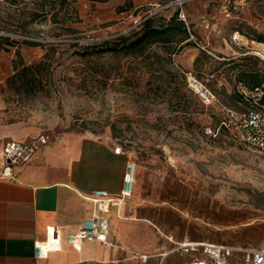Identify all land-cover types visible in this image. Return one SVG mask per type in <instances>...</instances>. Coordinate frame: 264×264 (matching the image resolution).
Wrapping results in <instances>:
<instances>
[{"label":"rangeland","instance_id":"374dc122","mask_svg":"<svg viewBox=\"0 0 264 264\" xmlns=\"http://www.w3.org/2000/svg\"><path fill=\"white\" fill-rule=\"evenodd\" d=\"M176 13L191 34L175 53L155 44L142 57L92 54L153 14L161 21ZM259 37L264 0H0V143L109 138L136 163L125 221L134 250L147 254L143 264H160L162 253L164 264L173 255L190 262L195 253L169 252L186 240L232 247L231 261L245 264L250 249L264 247V155L221 121L223 106L254 105L229 95L241 71H264ZM46 53L45 91L8 87L16 66ZM192 75L218 101L195 93Z\"/></svg>","mask_w":264,"mask_h":264},{"label":"crops","instance_id":"0c3cea01","mask_svg":"<svg viewBox=\"0 0 264 264\" xmlns=\"http://www.w3.org/2000/svg\"><path fill=\"white\" fill-rule=\"evenodd\" d=\"M116 146L109 138L65 134L39 146L29 163L15 166L13 179H0V264H143L147 261L144 251L133 248L136 235L129 234L132 223L125 221L124 202L114 206L108 215L109 242L84 240L78 246L67 238L97 211L90 199L94 191L104 189L113 196L120 194L131 156L116 153ZM47 242L52 248L37 256V243ZM136 251L141 252L139 257L135 256ZM169 252L177 250L173 248ZM160 256V264H164L169 253ZM173 256L174 264H190L198 258L186 262L182 255ZM230 263L235 264L231 259Z\"/></svg>","mask_w":264,"mask_h":264},{"label":"built area","instance_id":"2783aa9c","mask_svg":"<svg viewBox=\"0 0 264 264\" xmlns=\"http://www.w3.org/2000/svg\"><path fill=\"white\" fill-rule=\"evenodd\" d=\"M180 18L185 17L180 14ZM188 81L191 89L203 100L218 101L216 95L195 76H190ZM237 86L254 105L244 112L223 106L224 117L221 126L231 131L240 143L249 145L264 155V103H262L264 84L255 89H250L243 82H239ZM49 141V135L41 134L37 139H8L0 143V179H13L14 167L29 163L39 146ZM115 152L123 153L121 146L117 145ZM136 175V163L130 159L124 174L123 188L118 196H113L104 189L94 191L90 199L96 204L97 211L85 219L76 232L68 235L69 243L79 246L84 240L109 242L111 227L108 215L114 206L120 205L132 196ZM54 230L55 228L52 229V234ZM53 240L57 242V238ZM51 248L49 242L37 243L36 255L43 256ZM175 250L198 254V258L190 264H231L230 258L234 251L232 247L226 245L189 240L177 243ZM245 264H264V247L250 249Z\"/></svg>","mask_w":264,"mask_h":264},{"label":"trees","instance_id":"16d2710c","mask_svg":"<svg viewBox=\"0 0 264 264\" xmlns=\"http://www.w3.org/2000/svg\"><path fill=\"white\" fill-rule=\"evenodd\" d=\"M16 2L17 0H11ZM54 8V7H52ZM50 10L43 11L46 16ZM190 30L183 19H180L176 14L169 19H157V14L147 17L136 29L129 31L126 34L118 35L117 37L103 42L96 47L92 54H123L132 57H142L147 55V51L155 44H161L175 53L184 45L189 44L187 41L190 38ZM261 41L264 37H259ZM91 54V53H90ZM49 54H45L40 61L29 64L16 66L12 75L7 79L9 88L16 92L25 94H36L43 92L49 83V67L45 66V59ZM243 82L250 89L259 88L264 84V71L261 69L248 68L240 72L236 83V91L230 94L229 97L233 101L251 102L238 89L237 84ZM264 103V96L262 98Z\"/></svg>","mask_w":264,"mask_h":264}]
</instances>
